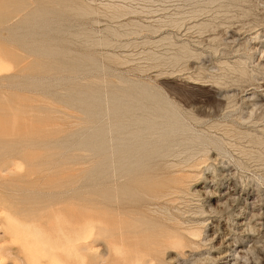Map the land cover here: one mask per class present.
Here are the masks:
<instances>
[{"label":"rangeland","instance_id":"374dc122","mask_svg":"<svg viewBox=\"0 0 264 264\" xmlns=\"http://www.w3.org/2000/svg\"><path fill=\"white\" fill-rule=\"evenodd\" d=\"M0 129L4 250H23L4 220L49 207L34 191L61 173L96 231L113 219L92 264H264V0H0ZM79 220L34 226L69 240Z\"/></svg>","mask_w":264,"mask_h":264},{"label":"bare ground","instance_id":"6f19581e","mask_svg":"<svg viewBox=\"0 0 264 264\" xmlns=\"http://www.w3.org/2000/svg\"><path fill=\"white\" fill-rule=\"evenodd\" d=\"M140 93L142 95H145L149 99L154 98L155 102L158 103V97L154 96V94L148 93L147 91H142ZM138 94H139V92H138ZM112 148H115L116 150L112 151L111 156H110L111 158L114 157V155L117 153L116 151L118 149L121 152V154H122V150H124L121 147L120 148L119 147H112ZM136 151H135V154H136ZM124 152H125V150H124ZM132 156L133 155H131L130 158ZM124 158H125V156H122V157H120V160H122ZM126 159H127V157H126ZM143 161L144 160L142 158L136 159V156H134L132 159L134 167L140 166L141 162H143ZM153 161H155V158L153 157V155H150L149 162H153ZM165 166H166V164H165ZM52 167H53V165H52ZM168 168H171V167L168 166ZM26 176L31 177L32 175L26 174ZM39 176H40V178L47 179V177L49 175L48 174H43V175L39 174ZM114 176H115V173L112 174V177H114ZM61 179H62L61 173H58V174L52 173L51 174V180H53V182H55V183L52 186H46V187H43L41 189L34 191V194L37 195L38 197L42 198L43 200H45V201H51L52 200V202H53L52 204L44 205V206H49V207L43 208L44 210L41 209L42 211L40 213H38L37 215L32 216V218H30L28 216V212H26V210H25L22 213L17 212L18 215L16 213H12V215H9L7 217V219L4 220V225H5V228L3 229L4 233L7 235L15 234L17 236L16 239L19 241V243L21 242L20 245H21V249H23V250H14V248L12 250H4V247L0 246V264H6L7 263L6 259H5V253L7 251L10 253V256H18L23 264H50L48 260H50V259L56 260L58 258L68 259L69 264H92V261L96 260L97 253L91 251L94 248L91 240H92L93 236L97 233H100L101 230H103L104 232L105 231L109 232V231L115 230L116 228L113 226V223L110 222L113 219L109 220V222H108L111 224L110 226H100V227H98L100 230L96 231L97 225L95 223L96 220L95 221L93 220L94 217L91 214V212H92L91 205L88 204V202L84 201V199H80L79 202H75L74 198H76L77 195L74 193V191H75L74 187L66 188V189L62 188V186H60V180ZM180 182H181V180L177 177L170 178L169 180H167L164 183L160 182L159 184L161 187H158L157 189H155L152 192L151 196L153 198H159V197H164L166 195H171L175 192H178V188H180L179 187ZM162 184H164V185H162ZM218 195H219V193H218ZM219 196H222V195L220 194ZM223 196L227 199V201L232 197L231 194L228 192L223 193ZM70 200L72 203L69 205V207H65L63 209L57 208V206L63 204L64 202L70 201ZM224 201L227 202L226 200H224ZM76 206H79V208H77ZM43 214H45V215L43 216ZM62 216H64V217L69 216L70 218H72V220H74V218L78 217V216L82 217V220L73 221L70 224H66L64 226L65 230H67L70 233L69 240L63 239L60 236V234H52L51 233L52 235H50V236H44L40 233V230H38L37 227L34 226V225H36L35 224L36 219H38V220L43 221V223H44L43 225L50 226V229L53 230L58 226L57 224L53 225V223H54L53 221L62 217ZM44 217L46 219H44ZM176 220H177V218H176ZM238 222L237 223L239 224L240 227L246 225V223L244 221H238ZM38 226L42 227V224L38 223ZM157 238H159V237H157ZM169 239H171V238H169ZM182 241H185V240L182 239ZM163 242L166 243L165 241H163ZM178 242H179V240L177 237V240H175V243H178ZM137 243L138 242L136 241V244ZM144 243H147V242H144ZM227 243H229V242H227ZM149 245H151V244H149ZM192 246L194 247V245H192ZM144 247H146V246H144ZM151 247H153V246H151ZM227 247L229 248V245ZM240 247L242 248L243 244L240 245ZM226 250H223L221 256L219 255L218 258L222 257L223 259L224 258L228 259V257L230 256L229 249L227 251ZM20 251H24L25 256H23V257L19 256ZM226 262H228V261H226ZM96 263H98V262H96Z\"/></svg>","mask_w":264,"mask_h":264}]
</instances>
